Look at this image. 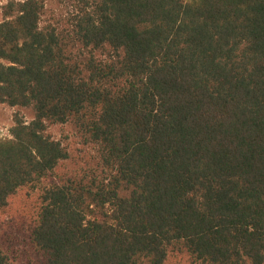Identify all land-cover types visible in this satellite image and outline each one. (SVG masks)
<instances>
[{
    "label": "trees",
    "instance_id": "trees-1",
    "mask_svg": "<svg viewBox=\"0 0 264 264\" xmlns=\"http://www.w3.org/2000/svg\"><path fill=\"white\" fill-rule=\"evenodd\" d=\"M71 1L61 29L43 0L0 22V103L34 114L0 212L36 193L32 264H264V0Z\"/></svg>",
    "mask_w": 264,
    "mask_h": 264
},
{
    "label": "rangeland",
    "instance_id": "rangeland-1",
    "mask_svg": "<svg viewBox=\"0 0 264 264\" xmlns=\"http://www.w3.org/2000/svg\"><path fill=\"white\" fill-rule=\"evenodd\" d=\"M11 0H0V22L4 20L3 8ZM44 9L40 18L41 26L51 25L61 29L74 13L76 4L71 0H43ZM15 115L25 122L33 118L31 108L10 107L0 103V140L10 138V129L13 126ZM47 133L51 137L63 142L64 145L75 144L71 128L67 126H48ZM36 200V193L28 190L20 191L9 200L8 206L0 212V240L12 259L22 264H32L35 256L26 245L28 224L32 218V211Z\"/></svg>",
    "mask_w": 264,
    "mask_h": 264
}]
</instances>
